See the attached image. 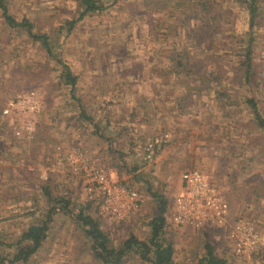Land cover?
Segmentation results:
<instances>
[{"label": "rangeland", "instance_id": "rangeland-1", "mask_svg": "<svg viewBox=\"0 0 264 264\" xmlns=\"http://www.w3.org/2000/svg\"><path fill=\"white\" fill-rule=\"evenodd\" d=\"M96 1L100 10L77 18L78 0H7L15 19L26 17L33 32L47 35L50 53L0 15V109L20 91L37 89L42 98L36 115L0 114V256L9 257L20 232L53 207L37 250L24 262L2 264H106L93 256L72 214L83 207L113 245L128 234L145 239L157 209L152 192L166 202L164 235L172 243L174 264H197L204 241L228 264H264V129L245 101L252 97L264 117V25L249 28L239 0H218L212 30L201 24L193 6L177 0ZM68 19H76L69 30ZM248 41L259 76L243 83L238 59ZM179 51L197 66L186 78L172 72ZM58 58L76 74L72 90L59 81ZM27 119L33 136L17 137L12 126ZM164 131L168 139L143 159V142ZM73 147L112 179L138 189L140 208L122 221H102L87 200L81 172L72 173L57 159ZM190 167L212 174L230 220L253 223L259 239L251 253L233 254L224 227L169 221L180 172ZM122 264L147 262L130 253Z\"/></svg>", "mask_w": 264, "mask_h": 264}, {"label": "trees", "instance_id": "trees-1", "mask_svg": "<svg viewBox=\"0 0 264 264\" xmlns=\"http://www.w3.org/2000/svg\"><path fill=\"white\" fill-rule=\"evenodd\" d=\"M78 1L81 5V9L77 18L82 17L88 12L95 10L98 11L101 9V5L97 3L96 0ZM239 1L243 4L247 12V22L249 28L254 25H264V9L260 0ZM192 2L193 0H177L175 1V4L184 7L193 6L196 12L201 13L199 16L201 24L210 30L214 29L218 24L216 21L217 11L219 10V7L217 8L216 6L218 0H196L194 3ZM0 15L8 26H18L24 28L25 32L32 40L40 42L47 53L51 52L47 35L45 33L33 32L32 24L26 17H21L18 20L15 19V17L8 11L7 0H0ZM75 20L76 19L66 20L67 30L71 28ZM191 38H194V40L199 43L195 35L191 36ZM209 38H211L209 35L204 36V39L206 40ZM248 40H250V37H248ZM181 52L182 51H179L176 56L174 55V62L171 67L173 73H177L178 76L186 75V78L191 75V72H193L197 66L195 65L196 63H191L189 61V56L187 57V55H185V60H183V54ZM250 53V42L248 41L244 47L243 54L238 59L239 66L242 71L243 83L249 82L252 79L251 77L255 78L259 76V68L252 62ZM57 61L61 65V69L58 74L59 81L69 85V89L72 90L75 85L76 74L70 70L69 66L65 62L59 58ZM213 77L216 78L215 75H213ZM245 101L248 103L252 112L254 122L258 127L264 129V117L260 115L254 99L252 97H246ZM44 191L47 193L46 189H44ZM151 194L156 200L157 209L156 213L148 220L149 235L145 239H139L133 234H128L117 245H113L110 242L108 234L99 226L97 218L86 213L83 207L78 208V210L72 214L74 221L81 227L84 236L89 240V247L96 259L106 264H122L123 258L126 255L134 253L137 254L141 260L146 261L147 264H174L172 243L164 235L166 202L161 194L156 192H152ZM63 201V204L66 206L68 204L67 200ZM52 209L53 207H49L45 212L44 218L29 223L20 232L15 241L17 243L15 250L9 257L0 256V264H2L4 260L7 262H24L37 250L43 239L46 237ZM197 264L228 263L224 257L218 255L214 251L213 246L209 241H204L203 253L198 259Z\"/></svg>", "mask_w": 264, "mask_h": 264}, {"label": "built area", "instance_id": "built-area-1", "mask_svg": "<svg viewBox=\"0 0 264 264\" xmlns=\"http://www.w3.org/2000/svg\"><path fill=\"white\" fill-rule=\"evenodd\" d=\"M42 107L41 94L37 89L20 91L9 97L2 108V116L27 113L36 115ZM32 119L22 125H13V132L18 137L24 133L26 139L33 136ZM168 139L166 131L149 136L142 145V158L150 159L156 149ZM60 154L59 144L54 146ZM57 159H64L72 173L83 177L84 193L87 200L96 205L97 215L104 222H117L130 217L141 206L142 193L124 181L112 179L88 157H82L78 147L65 152ZM46 179V175L39 174ZM169 221L176 226L188 225L194 228L224 227L226 238L235 255L251 253L259 239L258 231L249 220L237 217L230 220L229 206L222 189L215 182L212 174L197 167L185 168L180 172L179 190L170 202Z\"/></svg>", "mask_w": 264, "mask_h": 264}, {"label": "crops", "instance_id": "crops-1", "mask_svg": "<svg viewBox=\"0 0 264 264\" xmlns=\"http://www.w3.org/2000/svg\"><path fill=\"white\" fill-rule=\"evenodd\" d=\"M82 117H84V118H87V116H83V115H81ZM85 146V145H84Z\"/></svg>", "mask_w": 264, "mask_h": 264}]
</instances>
